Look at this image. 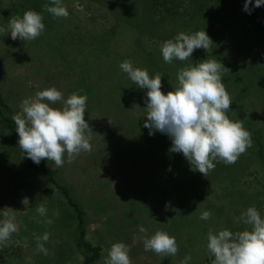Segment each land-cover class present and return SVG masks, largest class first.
Here are the masks:
<instances>
[{"label": "rangeland", "instance_id": "1", "mask_svg": "<svg viewBox=\"0 0 264 264\" xmlns=\"http://www.w3.org/2000/svg\"><path fill=\"white\" fill-rule=\"evenodd\" d=\"M244 3L245 0L238 3L227 0L225 10L220 5H211L210 9L207 6L208 10L198 18L191 10L185 12V0H62L69 16L57 18L43 7L46 4L54 6L50 0H0V27L7 29L10 17L22 18L28 10L41 14L45 25L41 35L30 41L19 38L12 40L10 33H0V94L7 106V110H2L4 115L12 118L21 110L23 99L34 97L37 91L50 87L61 91L64 99L73 92L84 95V91L88 90L98 95L96 99L88 100L87 97L86 104L85 120L92 131L86 132V135L91 136V151H82L71 163L65 154V163L60 168L53 161H40L55 181L67 188L68 196L84 212V239L91 246L99 248V256L91 264H105L109 248L117 242L129 247L132 264L178 263L177 255L164 261L160 255L144 250L140 240L143 233L139 227H144L147 234H153V228L143 224L144 220L149 222L145 219L146 210L143 211V202L147 198L144 187L139 190L140 199L131 197L130 201H126L124 180L116 179L114 174L111 176L109 173L114 167L113 159L127 157L126 151L132 145L126 141V145L124 143L119 149L114 144L115 140L119 141L122 137L136 138L126 136L122 126L125 119L121 120L123 114L117 117L114 115V108L121 112L123 110L121 106L116 107L117 97L114 94L107 96L109 100L105 97L109 77L114 76L116 69L121 70L117 67L116 55L127 53L126 59H131L136 39L145 41L146 47H140V51L155 53L159 40L162 43L174 40L180 32L193 34L204 30L210 37V49H196L188 60L175 59V65L169 66L173 71L169 73L175 78L169 89L172 91L178 85L177 73L180 69L204 59L217 60L229 70L221 72L222 83L232 99L230 111L226 115L233 121L243 122L244 128L251 134L252 146L239 156L242 160L237 159L230 165L234 171L238 170V179L236 184L229 183L225 187V198L232 197L231 204L225 200V217L229 218L235 232L250 231L251 226L243 223V213L248 208L244 209L240 204L247 198L258 205L256 210L264 218V166L260 164V159L251 160L246 157L247 152L255 150L260 142L264 149V27L248 14L253 4H249V11L243 12ZM78 7L83 10H78ZM107 10H110L111 15ZM207 11L215 12L212 18L205 15ZM181 15L182 22L176 24ZM131 28L137 29L135 38ZM63 31L66 32L64 36ZM153 39H158V42H153ZM97 48L100 55L88 54L89 50ZM80 50H86L84 62L87 68L84 70H78L76 66L79 65L72 63L73 56L80 58ZM132 60L133 67L145 69V65L138 64L136 57ZM146 64L153 68L151 59ZM37 65L47 70L37 69ZM46 71H53L63 80H55L58 84L54 86L51 83L54 73L46 77L43 75ZM119 74L125 79L128 77L122 71ZM114 81H117L115 76L113 87L108 89L115 92ZM132 85L135 95L130 99L133 100L130 105L131 116L139 107L147 112L146 104H142V100L146 103V93L135 84ZM136 91L140 94L136 95ZM49 106L61 108L62 104L56 102ZM131 116L126 121L129 128L133 122ZM1 125L0 120V131L5 133ZM9 137L12 142L7 138L4 143L7 149H3L9 152L11 158L7 162L4 155H0V220L4 218L2 212L7 210L5 208H11L14 212L9 214L15 216L18 231L5 244H0V264H81L84 252L76 247L77 228L63 194L43 174L30 168L16 138L11 135ZM103 151L108 155V161L99 167L93 157L97 153L100 156ZM128 159L120 162L125 165ZM134 161L133 156L130 162ZM217 163L216 168L222 167L219 166L220 161ZM81 171H88L84 172L87 173L86 178L79 175ZM179 179L183 180L182 177ZM85 182L87 187L83 188ZM173 190L170 199L163 202L160 209L162 215L168 211L171 199L179 201L180 198L183 203L182 194H179L181 190ZM41 204L47 210L43 217L36 211ZM47 220L52 223H46ZM44 233L49 234L47 242L41 241L47 249V255L38 251L36 239Z\"/></svg>", "mask_w": 264, "mask_h": 264}, {"label": "clouds", "instance_id": "2", "mask_svg": "<svg viewBox=\"0 0 264 264\" xmlns=\"http://www.w3.org/2000/svg\"><path fill=\"white\" fill-rule=\"evenodd\" d=\"M44 9L57 18H67L69 12L62 0H50ZM252 0H245L244 10L249 11ZM264 5V0H254L253 7ZM78 10H83L78 7ZM43 16L36 11H25L23 17L9 18L7 29L0 27V33H10L11 39L35 40L44 31ZM212 41L204 30L193 34L180 32L174 40L164 41L160 51L165 63L173 59L185 61L196 49H210ZM122 72L140 89H147V120L144 127L149 135L154 132L166 134L171 139L170 151L181 153L193 171L207 177L214 170L213 161L226 165L234 164L247 148L252 146L251 134L241 120L233 121L226 115L230 111L232 99L222 83V70L229 72L220 62L204 59L195 65L182 68L177 73L178 85L174 90L162 93V75L149 76L146 69L133 67L130 60L119 65ZM47 101V102H45ZM61 102V108L50 107ZM87 96L73 92L67 99L55 87L37 91L34 97L25 98L20 111L13 115L18 146L33 163L41 160L53 161L57 168L63 167L65 154L71 163L82 151H91V133L85 120ZM50 187V186H49ZM27 201V199H25ZM0 220V244H5L18 231L14 212L5 208ZM36 211L43 217L46 208L41 204ZM209 211H203L200 219L208 220ZM46 223H52L47 220ZM243 223L251 230L231 232L227 229L207 234V250L213 257L210 264H264V218L254 207L243 213ZM146 233L144 227H139ZM37 239L38 251L47 255L44 244L49 234ZM144 250L160 255L175 256L178 245L175 237L157 230L143 238ZM129 247L122 242L111 245L105 264H132ZM190 256H185L180 264H188Z\"/></svg>", "mask_w": 264, "mask_h": 264}, {"label": "trees", "instance_id": "3", "mask_svg": "<svg viewBox=\"0 0 264 264\" xmlns=\"http://www.w3.org/2000/svg\"><path fill=\"white\" fill-rule=\"evenodd\" d=\"M239 1L240 0H231L232 3H238ZM226 2L227 0H185L186 5L184 7V10L185 12H188L189 10L195 12L199 18L205 10H208L207 6H209L210 9L211 5H213V7L214 5H220L225 10ZM251 4L254 5V0H252ZM253 5H251L252 9L251 11H249L248 14H250V17L253 20H256L260 25L264 27V5H261L260 7H253ZM107 11H109V15H111L110 10ZM243 12L247 11L243 10ZM213 14H215V12L207 11L205 13L208 18H212ZM224 14L225 17L229 19L228 15L226 13ZM169 15L172 16L173 13L170 12ZM182 20L183 18L181 15L178 17L176 24H180ZM131 30L133 33V38H135L137 34V29L131 28ZM66 32L63 31L62 36H64ZM136 41V44H134L135 50L132 51V56L136 57V60L139 62L138 64L141 63L145 65L143 67L148 71L150 78L154 77L156 74H161L163 76L162 87H164V90L161 88V91L162 93L167 94V92L171 91L169 89L171 87H169L170 83L172 82L173 84L175 81L173 75L169 73H173V71L169 69V66L175 65V59H173L171 63H165L163 61V57L160 51V45L162 44V41L159 40L158 42V39H153V42H158L159 44L158 47H155V53L154 51L153 53L147 51H140V47H142L143 49L146 47L145 41H139V39H136ZM92 53L100 55V50L97 48L88 51V54ZM78 56H80V58H76L75 56H73L72 63L79 65L76 66L78 67V70L86 69L87 65L84 62L86 57V50H80ZM126 57L127 53H122V55H116L115 60H117V67H119V65L125 60L133 61V57L131 59H126ZM140 59L141 62L139 61ZM149 59H151L153 68L148 67V64H146ZM36 68L42 69L43 67L37 65ZM42 70L47 69L43 68ZM120 71L121 70L116 69L115 74H113L115 76V80L117 79V81H114L113 83L115 92L112 91L113 89H108L109 87H113L112 82L114 79V76L109 77V86L106 90L107 93L105 94V97L107 98V96L112 94L117 97L116 107L118 108L119 106H121L124 111H117V109L114 108V115H116L117 117L123 114V117L121 118V120L125 119L124 121H122V126L124 127L123 130L126 136H135L136 140L127 139L126 137H122V139H120L119 141L115 140L114 144L117 145L119 149L124 145L126 141L129 144H132L126 151L127 157L124 156V159H128V156H130V159L125 162V165L120 162L124 160L122 157L120 160H117L116 158L113 159L112 163L115 162L114 167L111 171H109V173L111 174V176L114 174V178L116 179L121 178V180H124L125 188L123 193L127 197L126 201H130L129 199H131V197L138 198L141 193L139 190L144 187V189L146 190L145 195L147 196V198L143 202V211L146 210L145 219H148L149 222H147V220H144L143 224L145 226L148 225V228H153L151 230L153 234L157 230H159L168 233L172 237H175L178 245V252L176 254V260L178 261L177 264H180V261L183 260L185 256L192 257L188 264H210V260L213 257H211V254L207 250V234L209 233V231L217 233L220 230L227 229L235 233V227L230 223L229 218L225 217V215L227 214L225 208V200L228 204L232 203L231 196H229V198H225V187L229 183H231L232 185L236 184L235 182H237L238 179L236 178L238 170L234 171V167L230 165L228 167V165H225V163L220 161L221 164L219 166L222 167H215L214 170L209 172L207 177H204L198 171L192 170L191 165L181 153H174L170 151L171 139L166 134L154 132L152 135H149V129L144 127V123L146 122L147 117L144 113L140 111L142 110L143 112H145L143 108H137V111L132 114L133 116H131L130 105H132L133 100L131 101L130 99L133 95H135L134 87L132 85L133 82L129 79V77L125 79L122 74H119ZM52 73L54 72L52 71L51 73H48L46 71L45 73H43V75H46V77H48L49 74L52 76ZM111 75L112 74H110V76ZM53 77L54 80H52L51 83L54 86H57L58 84L54 82L55 80H63L58 74L55 73L53 74ZM85 81H87V79ZM48 84H50V82H48ZM143 90L145 93L147 92V89ZM84 93L87 95L88 100H90L91 98L96 99V97L98 96L96 93L90 92L89 90L84 91ZM137 93L136 95L140 94ZM142 104H146L144 100H142ZM106 109H108V107H106ZM2 110H7V106L4 104L0 94V120L2 122L1 126L6 130L5 133L4 131H0V155H4L3 157H5V161L8 162L11 157L9 156V152H4L7 149V146L5 147L4 143H6L7 138L9 139V142H12V138L9 137V135L15 137L17 143L19 138L16 133V126L12 118L8 117L7 115H4ZM130 116L133 122L132 126L129 128L126 121L128 122L130 120L127 119V117ZM134 142H137V144L133 145ZM126 147L128 146H125V148ZM118 148L116 149L117 153L119 152ZM247 153L248 154L246 157L248 159H260V164L262 165V167L264 166V149L261 145V142L257 144V148L255 150ZM133 156L135 158V161L130 162L131 159L133 160ZM89 157H91V155H89ZM93 158L95 159L93 161L96 162L97 166L99 167H102L103 163L108 161V155L104 151L101 153L100 156L97 153ZM26 159L31 169L40 174H43L48 179V181L58 191H60L61 194H63L66 204L72 211L73 221L75 227L77 228L75 240L76 247L81 248L84 252L81 264L93 263L99 256V248L91 246V244H89L84 239V212L68 196L67 188L64 185L57 183L53 175L45 168L42 163H39L37 165L33 163L31 159L27 158V156ZM238 159L241 158L238 157ZM213 163L215 164V166L218 164L217 161H213ZM82 169L84 170L83 167ZM84 172L88 173V171H81V174L79 173V175H81V177L86 178L87 176L85 175H87V173L84 174ZM240 172L242 173L241 170ZM179 177H182L183 180H180ZM85 183L86 184L82 185L83 188L87 187V182ZM173 189L181 190L180 192H178L179 194H182L183 203L180 201V198V203L177 199H171L170 207L167 209L168 211L164 213L165 215H162L160 209L163 207V202L167 201L172 196L171 192L175 191ZM133 191L135 192L131 193ZM250 201L251 200L245 198L243 203L240 202V204H242L244 209L249 207L256 208L258 206L254 202L251 203ZM203 211H209L211 213V216L208 220L200 219V215ZM161 223L162 225L160 226L159 224ZM145 235L151 236L150 234L143 233L140 237L141 241H143ZM168 259H171V255L163 257L164 261Z\"/></svg>", "mask_w": 264, "mask_h": 264}]
</instances>
